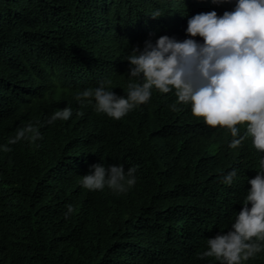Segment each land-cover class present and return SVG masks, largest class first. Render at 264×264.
Listing matches in <instances>:
<instances>
[{"label":"trees","instance_id":"obj_1","mask_svg":"<svg viewBox=\"0 0 264 264\" xmlns=\"http://www.w3.org/2000/svg\"><path fill=\"white\" fill-rule=\"evenodd\" d=\"M236 2L0 0V264H221L202 256L207 241L231 230L264 171L251 137L230 147L245 127L234 138L206 125L174 89L153 87L120 120L82 93L110 81L126 97L142 83L128 74L133 48L164 35L203 44L188 19ZM65 107L70 118L49 124ZM29 124L39 136L10 143ZM96 164L135 168L136 183L89 190ZM241 264H264V247Z\"/></svg>","mask_w":264,"mask_h":264},{"label":"clouds","instance_id":"obj_2","mask_svg":"<svg viewBox=\"0 0 264 264\" xmlns=\"http://www.w3.org/2000/svg\"><path fill=\"white\" fill-rule=\"evenodd\" d=\"M159 16V11L152 15ZM187 24L188 36L202 37L203 44L191 38L176 41L167 35L159 37L155 44L146 40L143 50L133 48L127 59L129 76L142 83H129L125 97L105 87L110 81H102L99 87L84 90L82 97L94 98L98 113L120 120L137 105L147 103L153 87L162 93L174 89L178 102L190 103L192 115L203 118L206 125L227 128L234 138L239 135L237 126L245 127V135L233 139L231 148L251 137L254 147L264 152V0H237L234 10L222 16L215 11L199 13ZM71 115V109L65 107L55 112L48 123L67 120ZM27 133L39 136L29 124L18 129L10 143H17ZM92 168L93 173L82 180L89 190H101L107 185L123 192L125 184L131 187L136 183L135 168L127 172L122 165L96 164ZM235 176L233 170L224 183L231 185ZM248 183L251 188L231 230L208 239L203 257H214L221 264H241L264 247L260 243L264 241V171Z\"/></svg>","mask_w":264,"mask_h":264}]
</instances>
